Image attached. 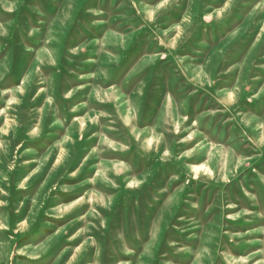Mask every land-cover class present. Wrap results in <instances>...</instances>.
I'll return each mask as SVG.
<instances>
[{"label":"rangeland","instance_id":"obj_1","mask_svg":"<svg viewBox=\"0 0 264 264\" xmlns=\"http://www.w3.org/2000/svg\"><path fill=\"white\" fill-rule=\"evenodd\" d=\"M0 264H264V0H0Z\"/></svg>","mask_w":264,"mask_h":264}]
</instances>
